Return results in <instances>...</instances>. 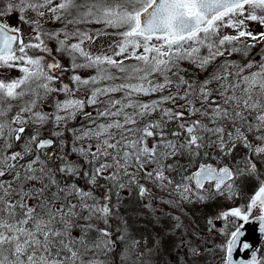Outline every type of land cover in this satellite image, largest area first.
I'll return each mask as SVG.
<instances>
[{"label":"snow or ice","instance_id":"snow-or-ice-1","mask_svg":"<svg viewBox=\"0 0 264 264\" xmlns=\"http://www.w3.org/2000/svg\"><path fill=\"white\" fill-rule=\"evenodd\" d=\"M253 25L264 0H0V264H264Z\"/></svg>","mask_w":264,"mask_h":264},{"label":"rangeland","instance_id":"rangeland-1","mask_svg":"<svg viewBox=\"0 0 264 264\" xmlns=\"http://www.w3.org/2000/svg\"><path fill=\"white\" fill-rule=\"evenodd\" d=\"M11 22L13 24L17 23L15 17L12 18ZM253 28L257 31L260 30H264L261 28H258L257 26L253 25ZM24 30L25 32H27V26H24ZM98 43H102V42H98ZM237 59H239L237 57ZM11 75L15 76L18 75V73H11ZM221 205L227 206L225 205V202L221 201L220 202ZM212 210L211 208L208 210H198L196 207H192L190 209V213L192 215L196 216L197 222L201 224V227H203L202 224V219H203V215H206L208 213V211ZM133 227L136 229L137 234H146L149 237H155L156 236V232L153 231L152 226L149 225L146 221L144 223H140V224H134ZM168 249V251H165V249ZM175 248L172 247L171 242L170 241H166L162 246H161V251L159 254V260L157 262H154V264H169V254L175 255Z\"/></svg>","mask_w":264,"mask_h":264},{"label":"water","instance_id":"water-1","mask_svg":"<svg viewBox=\"0 0 264 264\" xmlns=\"http://www.w3.org/2000/svg\"><path fill=\"white\" fill-rule=\"evenodd\" d=\"M247 238L253 242L256 249L259 250L260 244L264 237H262L255 226H249L247 230Z\"/></svg>","mask_w":264,"mask_h":264},{"label":"flooded vegetation","instance_id":"flooded-vegetation-1","mask_svg":"<svg viewBox=\"0 0 264 264\" xmlns=\"http://www.w3.org/2000/svg\"><path fill=\"white\" fill-rule=\"evenodd\" d=\"M258 255L259 256H264V240L260 244V248H259V251H258Z\"/></svg>","mask_w":264,"mask_h":264}]
</instances>
